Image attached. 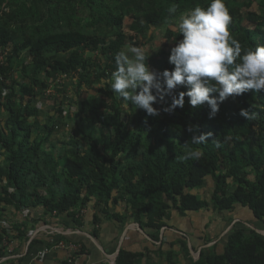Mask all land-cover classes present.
I'll return each mask as SVG.
<instances>
[{"label":"trees","instance_id":"1","mask_svg":"<svg viewBox=\"0 0 264 264\" xmlns=\"http://www.w3.org/2000/svg\"><path fill=\"white\" fill-rule=\"evenodd\" d=\"M253 1L258 10L246 13L255 23L249 27L241 12L245 5L240 0H224L231 16L229 29L240 41L242 55L264 45V0ZM210 2L0 0L4 55L0 64V259L9 256L5 241L11 237L3 222L10 207L25 214L11 228L13 239L19 241L17 250L31 240L40 221L47 224L48 219L63 216L70 221L68 228L82 229L90 215L94 237H99L103 220L115 221L122 229L131 221L137 223L143 233L160 242L155 252L163 264H179L176 245L189 252L184 239L170 242L168 249L161 240L171 212L180 217L211 212L215 217L241 206L264 223V90L229 97L216 116L209 118L207 103L193 108L187 96L183 108L165 111L173 95L187 91L181 86L153 105L160 111L158 116L140 109L132 120L124 115L135 106L129 101L125 108L111 89L115 55L130 42L139 46L136 36L147 37L154 27L178 24L181 14L198 5L206 8ZM173 5L175 14L169 12ZM127 18L132 19L130 29L135 36L125 28ZM162 33L170 51L152 58L150 68L158 74L174 69L170 52L183 38L179 29ZM64 76L77 81V101L66 103L62 95L61 99L56 95L62 94L58 79ZM88 84L95 93L79 98ZM51 88L56 93L47 95ZM45 96L53 101L54 109L43 120L44 110L38 103ZM242 109L252 118L242 116ZM69 123L74 130L61 137ZM189 125L199 126L197 135L211 133L208 141L185 145L193 135L187 131ZM192 149L200 150L201 158L183 159ZM211 182V195H199ZM121 205H125L123 212ZM247 231L235 226L222 253L215 244L189 264H264V235L256 231L247 235ZM133 233L141 234L138 229ZM38 236L31 240L29 250L54 240L81 244L78 257L89 251L83 238L76 240L64 233H48L46 240ZM148 252L123 247L114 264H139ZM9 261L23 264L24 257ZM60 264L72 263L66 259Z\"/></svg>","mask_w":264,"mask_h":264},{"label":"clouds","instance_id":"2","mask_svg":"<svg viewBox=\"0 0 264 264\" xmlns=\"http://www.w3.org/2000/svg\"><path fill=\"white\" fill-rule=\"evenodd\" d=\"M176 10L175 5L169 8L171 14ZM230 23L231 16L224 0H211L206 8L198 5L181 14L178 29L183 38L171 49L169 56L174 69L158 74L148 64L151 53L146 54L140 46H126L114 58L116 70L112 73V91L124 101L125 108L130 101L136 110L158 116L160 111L153 105L183 86L187 91L173 95L165 111L183 108L187 96L193 108L207 103L211 110L209 118L216 116L220 104L229 97L249 90L261 92L264 90V45L247 49L242 55V45L231 34ZM215 93L218 95H213ZM240 114L252 118L247 110L242 109ZM198 128V125L188 126L187 131L193 135L185 145H201L208 141L211 133L197 135ZM201 155L200 150L192 149L183 159L199 160Z\"/></svg>","mask_w":264,"mask_h":264},{"label":"crops","instance_id":"3","mask_svg":"<svg viewBox=\"0 0 264 264\" xmlns=\"http://www.w3.org/2000/svg\"><path fill=\"white\" fill-rule=\"evenodd\" d=\"M87 210L84 209V213H87ZM235 210L236 212H225L219 217L215 216L216 218H209L208 221L204 222L203 219L200 218L197 222L198 227H194L195 224H191L188 220L186 221L187 217L191 216V214H188V216L181 217L184 218L181 223L184 224L187 222L183 226L184 228L182 229L181 236L175 237L173 233L170 234L169 237L167 234H165V231L172 230L168 225L166 230H163L161 233V240L170 243L172 241L178 240L177 238L184 239L188 243L189 252L187 255L189 258L186 260V254L183 255L177 251L179 255L175 257V260L179 258V264H189L191 260L196 261L200 257L202 250L206 247L217 244V252L222 253L224 245L227 242V237L235 226L239 228H247V235H251V233L254 231L258 233L264 232V223L256 220L247 208L237 206ZM32 213L34 214V217L38 216V212L32 211ZM199 214L201 213L199 212ZM24 215L25 214L22 212H17L13 207H10L5 213V222H3V224L13 227L14 222L17 220H23ZM210 221L211 224L209 227H206ZM68 224H70V221L65 219L63 216H60L59 218L55 217L53 220L50 218L48 219L47 224L40 221L37 224V229L32 234L31 240L38 235L40 236H38L40 239L46 240L48 233H65L66 231H71L69 235L73 236L76 240L83 238L89 251L83 256L77 257L72 264H111L112 260L116 261L117 250L120 245L121 248L125 247L132 251H146L149 249V252L146 253V256L139 264L164 263V259L155 252L158 249L160 242L152 240L149 234H145L140 230L139 226L136 228L131 226L122 239V234L125 229H122L121 225L115 221L103 220V222L100 224L101 231L99 237H94L91 234L94 229V225H92V223H90V225L89 223H86L82 229H74L72 226L68 228ZM137 229L141 234L136 235L133 233ZM190 230H195L194 235L188 236L186 234V232ZM85 233L93 236L95 240ZM11 235L12 236H10L11 238L7 245L9 256L1 258L0 264H13L11 261H9L11 257H24L23 264H60V261L66 259L68 260L69 253L62 248L52 250L46 256L40 257L39 251L45 245L39 244L36 245L32 250H29L31 240L26 244H23L21 249L18 248L17 250L16 247L19 245V241L13 239L15 231L12 230ZM165 246L167 247L166 249L169 248V244H165ZM16 251L18 252L16 253Z\"/></svg>","mask_w":264,"mask_h":264},{"label":"rangeland","instance_id":"4","mask_svg":"<svg viewBox=\"0 0 264 264\" xmlns=\"http://www.w3.org/2000/svg\"><path fill=\"white\" fill-rule=\"evenodd\" d=\"M248 1L249 0H240L241 4L245 5V6H241V12H242V15L244 17V24L249 26V27H253V25H255V23L254 22H250L246 18L245 15L249 11H257L258 10V3L256 1L252 0L251 1V5L247 6L248 5ZM83 16L86 17L85 12H83ZM131 23H132V19L127 18L126 21H125V25H126L125 28H126V30H127V32L129 34L135 36L136 33L130 29ZM162 30L163 31L172 30V31L176 32L178 30V24L172 23L170 25H167L166 27H162V26L154 27L149 32L147 37L145 35H140V36H136V38L134 39V42H137L138 45L145 50L146 54H150L151 53V55L149 57V61H148V64H149L150 67H151L150 62H151L152 58H155V57L159 56V54L162 53V51H166V52L170 51V48H169L168 44L166 43V39L163 37ZM128 46H133V45L130 42V44ZM0 52H1V49H0ZM88 53L90 54V52H88ZM51 54H53V53H51ZM96 54H97V52H95V53H93L91 55L94 58L96 56ZM58 82L63 87L62 94L56 93V89L55 88H51L48 91L47 95H49V94L54 95L56 93V95L59 96L60 99H61V95H62V98L64 99V101L66 103H68L71 99H74L75 101L78 100V96H77V81L75 79H72L70 77L64 76V77H61L60 79H58ZM90 85H92V84H88L86 87H84L80 91L81 95L79 96V98H81V99L82 98L83 99L84 98H88L89 96H92L95 93L96 90L94 88H89ZM97 86H100V85H97ZM38 105L41 108H43V110H44V113L42 114V117H41L43 120H45L46 118H49L51 115H53L54 103H53L52 100H50L48 98V96H45V97L41 98V100L39 101ZM75 106L76 105L73 106V109H75ZM126 111H127L128 114L126 113L124 115V117L126 115H129V117L132 120H136L137 119V114L140 111V109L136 110V108L134 107V108L126 109ZM74 128H75L74 125L72 123H69L67 128L64 129L60 133V136L61 137H68V132L73 131ZM213 187H214V184L212 182L209 183L207 188H203V191L199 192V195H203V196H207L208 195V196H210ZM124 209H125V205H121V207H119V210L121 212H123ZM113 210H115V208ZM233 212H236V210H233ZM83 213H84V211H83ZM200 213L201 214H199V213L191 214V216L187 217L186 221L188 220L191 224H195L194 227H198V223H197L198 219L202 218L203 222H204V221H208L209 218H211V219L214 218V216H213V214L211 212H200ZM186 216H188V215H186ZM183 219L184 218H181L180 216H178V214L176 212H171L170 216L167 217L166 221H167L169 227H171L172 230L171 231H168V230L165 231L164 230L165 231L164 233L167 234L169 237H170V234H173V233H174L175 237L181 236L182 229L184 228L183 226L187 223V222L184 223V224L181 223V221ZM225 221H227V220H225ZM87 223H89V225L91 223L90 222V215L88 216V222ZM129 224H130V226H134L135 228L138 226L137 223L132 222V221L129 222ZM11 232H12V230L10 231V236H12ZM162 232H163V230H162ZM194 233H195V230H190V231L186 232V234L188 236L194 235ZM177 239H179V238H177ZM165 244L167 245L169 243L166 241ZM175 249H176V251H178L179 253H181L183 255L186 254L185 255V259L186 260L189 258L188 255H187L188 252L186 250H184L181 245H176ZM114 263H115V260H112L111 264H114Z\"/></svg>","mask_w":264,"mask_h":264},{"label":"built area","instance_id":"5","mask_svg":"<svg viewBox=\"0 0 264 264\" xmlns=\"http://www.w3.org/2000/svg\"><path fill=\"white\" fill-rule=\"evenodd\" d=\"M4 61V55L2 52H0V64L3 63ZM5 227L8 229V233L10 235V231L12 230L10 225H5ZM50 245H45L40 251H39V256L44 257L48 253H50L52 250L56 249H64L68 251L69 256H68V261L71 263H74L75 259L78 257L77 253L81 250V244L79 243H73V242H65V241H54L51 240ZM9 241H5V244L8 245Z\"/></svg>","mask_w":264,"mask_h":264},{"label":"water","instance_id":"6","mask_svg":"<svg viewBox=\"0 0 264 264\" xmlns=\"http://www.w3.org/2000/svg\"><path fill=\"white\" fill-rule=\"evenodd\" d=\"M131 226L129 225V226H127L126 228H125V230H124V232H123V234H122V239L124 238V236H125V233L129 230V228H130ZM139 228H140V230L141 231H143V229L139 226ZM71 233V231H66L64 234H70ZM86 235L88 234V233H85ZM260 234H262V235H264V232H261ZM89 236H90V234H88ZM93 240H95L94 239V237L93 236H90ZM120 249H121V245L119 246V248H118V250H117V256H118V254H119V252H120Z\"/></svg>","mask_w":264,"mask_h":264}]
</instances>
